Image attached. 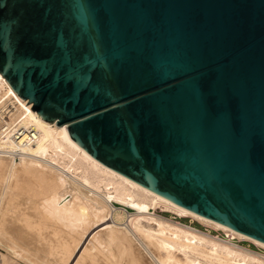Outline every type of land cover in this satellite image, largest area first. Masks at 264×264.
Listing matches in <instances>:
<instances>
[{
	"label": "water",
	"instance_id": "1",
	"mask_svg": "<svg viewBox=\"0 0 264 264\" xmlns=\"http://www.w3.org/2000/svg\"><path fill=\"white\" fill-rule=\"evenodd\" d=\"M0 73L101 164L264 243V0H0Z\"/></svg>",
	"mask_w": 264,
	"mask_h": 264
},
{
	"label": "bare ground",
	"instance_id": "2",
	"mask_svg": "<svg viewBox=\"0 0 264 264\" xmlns=\"http://www.w3.org/2000/svg\"><path fill=\"white\" fill-rule=\"evenodd\" d=\"M27 101L0 73V125L9 128L0 136V247L35 251L44 264H264L258 251L155 213L171 209L264 248L101 164ZM16 125L32 131L28 144L10 136Z\"/></svg>",
	"mask_w": 264,
	"mask_h": 264
},
{
	"label": "rangeland",
	"instance_id": "3",
	"mask_svg": "<svg viewBox=\"0 0 264 264\" xmlns=\"http://www.w3.org/2000/svg\"><path fill=\"white\" fill-rule=\"evenodd\" d=\"M61 193L63 194L64 193V190L61 191ZM114 205L116 207H122V206H124L120 202H114ZM125 208H127V210L130 211V212H134L135 211V209L130 208V207H127V206ZM160 208H162V209H160ZM163 208L164 207L156 206L154 208V211H155V213L160 214L162 216H165L167 218H170V219H173V220H177V221H180V222H182L184 224H187V225L193 226L195 228H198L200 230H203V231H205L207 233L212 234L215 237H219V238H223V239H226V240H230L231 242L233 241V243L235 242V244H239L241 246L250 248L252 250L258 251L261 254H264V248L261 247V246H259V245H256L255 244V246H254V244L252 242H250L248 240H245V239H241V238L238 239V237L231 238V237L227 236L224 231H222L220 229H217V228H215L213 226L211 227V225H208V224H205L203 222H200L197 219H194L192 217L180 216L179 214L175 213L173 210L171 211V209L168 210L167 208H165V209H163ZM100 225H101V227L99 229H101V230L102 229L104 230L107 226H109V220H108V218H106L105 219V222H103ZM100 233L102 235H104L102 232H100ZM253 246L256 247V248H254ZM135 248L137 250L140 249L139 246H138V244L136 243V241L134 242V249ZM41 259H42V263L40 261ZM44 263L45 262L43 260V257L40 256L35 251H29L28 252V257L25 258V257L17 256V255H15L12 252L7 251L5 248L0 247V264H44Z\"/></svg>",
	"mask_w": 264,
	"mask_h": 264
},
{
	"label": "built area",
	"instance_id": "4",
	"mask_svg": "<svg viewBox=\"0 0 264 264\" xmlns=\"http://www.w3.org/2000/svg\"><path fill=\"white\" fill-rule=\"evenodd\" d=\"M8 124L0 125V136L3 135V131H7L9 128L7 126ZM30 128L26 127H20L19 125H16L11 133V137L17 141V144L20 146L28 144L32 139V131L29 130Z\"/></svg>",
	"mask_w": 264,
	"mask_h": 264
}]
</instances>
